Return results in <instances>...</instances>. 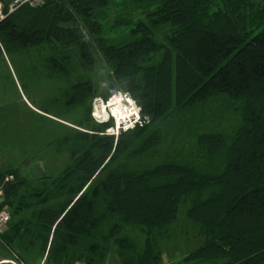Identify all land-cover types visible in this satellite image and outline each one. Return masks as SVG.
<instances>
[{"label": "trees", "instance_id": "1", "mask_svg": "<svg viewBox=\"0 0 264 264\" xmlns=\"http://www.w3.org/2000/svg\"><path fill=\"white\" fill-rule=\"evenodd\" d=\"M0 43L7 53L48 48L50 74L67 81L66 111L97 94L99 67L115 84L105 98L129 93L148 121L118 137L92 116L77 121L53 142L70 154L57 177L0 163V182L14 177L0 203L11 212L6 252L38 264H163L160 240L183 205L202 242L178 264H264V0H44L3 20ZM223 95L238 104L232 135L207 131L202 116ZM177 123H193L201 154L111 169L158 147Z\"/></svg>", "mask_w": 264, "mask_h": 264}, {"label": "rangeland", "instance_id": "2", "mask_svg": "<svg viewBox=\"0 0 264 264\" xmlns=\"http://www.w3.org/2000/svg\"><path fill=\"white\" fill-rule=\"evenodd\" d=\"M159 39L162 40V37ZM48 56L46 47L31 48L19 53L0 51V163L5 168H19L32 179L44 175L57 177L62 173L70 154L66 146L56 147L53 142L68 134L70 128H76L75 123L79 120L83 123L89 120L88 125H91L93 122L90 116L95 98H105L115 85L108 80L103 70L95 68L92 75L97 94L89 98L83 107L68 112L64 96L66 78L50 74L47 68ZM204 108L202 116L211 119L207 131L232 135L241 122L237 102L229 100L227 96L211 100ZM194 124L172 125L174 131H167L158 147L133 160H121L111 169L127 166L141 170L173 160L191 161L201 154L195 138L189 133L192 125V130L197 132L198 124ZM126 232L139 246L143 245L144 236L138 229L126 226ZM197 232L196 226L187 218L186 207L180 206L177 221L168 235L160 240L162 263L178 264L184 256L197 249L202 242ZM17 257L13 251L6 252L0 245V264H13L10 261L38 264L36 257L30 261L25 257L28 260L26 262ZM115 260L113 256L109 264H116Z\"/></svg>", "mask_w": 264, "mask_h": 264}, {"label": "built area", "instance_id": "3", "mask_svg": "<svg viewBox=\"0 0 264 264\" xmlns=\"http://www.w3.org/2000/svg\"><path fill=\"white\" fill-rule=\"evenodd\" d=\"M43 3L44 0H0V23L24 5L37 7ZM91 116L98 124H109L104 134L115 137L148 122L147 118L143 119L142 109L138 102L129 93L122 91H117L107 98H95ZM13 179V175H9L0 182V203L5 195L6 185ZM10 221L11 212L9 208L0 206V235ZM10 262L17 264L15 261Z\"/></svg>", "mask_w": 264, "mask_h": 264}]
</instances>
